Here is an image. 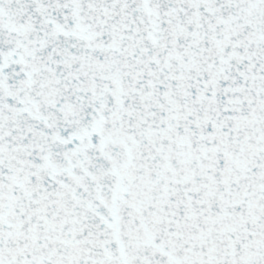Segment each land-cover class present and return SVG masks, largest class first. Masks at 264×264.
<instances>
[{"label": "snow or ice", "instance_id": "6c2138e0", "mask_svg": "<svg viewBox=\"0 0 264 264\" xmlns=\"http://www.w3.org/2000/svg\"><path fill=\"white\" fill-rule=\"evenodd\" d=\"M0 264H264V0H0Z\"/></svg>", "mask_w": 264, "mask_h": 264}]
</instances>
